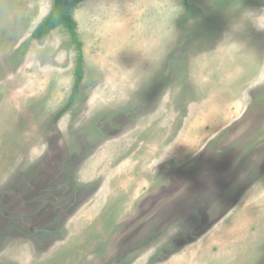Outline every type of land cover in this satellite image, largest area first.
Segmentation results:
<instances>
[{"label": "rangeland", "instance_id": "1", "mask_svg": "<svg viewBox=\"0 0 264 264\" xmlns=\"http://www.w3.org/2000/svg\"><path fill=\"white\" fill-rule=\"evenodd\" d=\"M0 0V264H264V0H82L75 46Z\"/></svg>", "mask_w": 264, "mask_h": 264}, {"label": "trees", "instance_id": "2", "mask_svg": "<svg viewBox=\"0 0 264 264\" xmlns=\"http://www.w3.org/2000/svg\"><path fill=\"white\" fill-rule=\"evenodd\" d=\"M82 0H53L50 10L41 18L31 32V37L43 39L51 30L57 27H64L70 36L71 43L76 49L75 66L73 70V84L67 102L55 114L56 120L61 114L69 108L76 98L79 86L84 77V55L82 42L77 33V24L72 11L76 4Z\"/></svg>", "mask_w": 264, "mask_h": 264}, {"label": "crops", "instance_id": "3", "mask_svg": "<svg viewBox=\"0 0 264 264\" xmlns=\"http://www.w3.org/2000/svg\"><path fill=\"white\" fill-rule=\"evenodd\" d=\"M183 261H184V260H182V261H179L178 263H179V264H181L180 262H183Z\"/></svg>", "mask_w": 264, "mask_h": 264}]
</instances>
